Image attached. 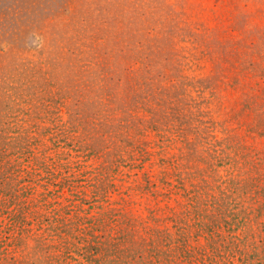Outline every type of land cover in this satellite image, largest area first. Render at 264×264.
<instances>
[{"label": "rangeland", "instance_id": "374dc122", "mask_svg": "<svg viewBox=\"0 0 264 264\" xmlns=\"http://www.w3.org/2000/svg\"><path fill=\"white\" fill-rule=\"evenodd\" d=\"M0 264H264V0H0Z\"/></svg>", "mask_w": 264, "mask_h": 264}]
</instances>
